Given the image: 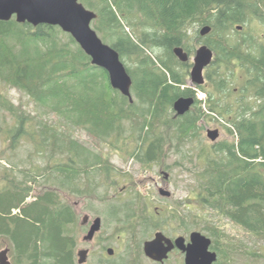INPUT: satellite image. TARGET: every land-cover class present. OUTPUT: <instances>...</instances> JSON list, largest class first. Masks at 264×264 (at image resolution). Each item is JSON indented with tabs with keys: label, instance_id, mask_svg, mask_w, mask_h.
I'll return each mask as SVG.
<instances>
[{
	"label": "trees",
	"instance_id": "trees-1",
	"mask_svg": "<svg viewBox=\"0 0 264 264\" xmlns=\"http://www.w3.org/2000/svg\"><path fill=\"white\" fill-rule=\"evenodd\" d=\"M84 1L98 16L94 30L119 53L133 80V103L112 88L108 73L92 65L71 35L57 26L34 27L15 18L0 21V80L103 142L114 135L124 136L123 123L131 122L132 137L138 142L133 157L149 164L163 158L167 144L175 143L180 152L183 142L200 138L199 122L207 115L196 91L187 84L192 64L180 62L173 49L181 46L191 56L189 26H211L212 35L200 40L215 53L206 77L212 87L196 86L207 95L204 106L210 115L219 120L220 115L232 113V107L221 105L219 97L232 96L233 62L245 64L247 76L240 98L235 97L242 111L229 121L233 129L227 127L235 142L201 150L205 162L199 173L198 200L205 209L264 239V172L260 170H264V50L255 57L244 52L241 43L232 45L228 36L251 15L262 19L264 0ZM154 48L164 49L166 56H154ZM249 92L263 101L256 110L242 105ZM181 97H193L195 104L177 117L173 105ZM0 109L14 119L7 134L12 149L28 138L40 154L68 156V163L28 170L22 180H7L0 190V237L12 244L14 264H76L73 207L63 203L57 191L40 194L26 204L32 191L29 184L44 179L47 171L56 174L61 189L80 193L77 187L83 177L88 182L92 173L110 177V163L44 120L30 131L32 118L2 95ZM132 206V202L124 206L126 222H141L146 230L158 227L152 223L153 216H146L147 205L141 204L138 212ZM204 231L212 237L211 249L218 254L215 264H235L237 250L231 237L216 226L204 227Z\"/></svg>",
	"mask_w": 264,
	"mask_h": 264
},
{
	"label": "rangeland",
	"instance_id": "rangeland-1",
	"mask_svg": "<svg viewBox=\"0 0 264 264\" xmlns=\"http://www.w3.org/2000/svg\"><path fill=\"white\" fill-rule=\"evenodd\" d=\"M79 2L90 10L84 0H79ZM91 26L94 29L93 25ZM204 26L206 25L194 24L189 26L187 31V45L193 50L190 60L192 65L196 50L200 46L206 45L200 40L204 41L208 37V35L200 36V31ZM127 30L131 35H134L132 29L128 28ZM228 36L232 45L241 43L244 52L247 51L255 57L261 56V51L264 50V7L262 19L251 15L246 23L236 25ZM99 37L105 44L111 46L109 42L104 41L101 36ZM63 41H66V38ZM151 52L156 57L166 56V52L162 48H154ZM233 63L231 67L233 73L231 76L232 96H217L220 98L221 105L226 104L232 107V113L225 116L219 114L221 117L219 120L213 116L214 114L210 115L208 107L204 106L207 100L206 93L191 84V65L187 84L189 88L196 91L197 99L203 102V109L207 115L199 122L200 138L183 142L180 152L176 149L175 143L167 144L163 158L149 164H142L133 157L138 142L132 137L131 122L123 123L126 131L124 136L118 138L114 135L109 142H103L89 135L83 128L73 126L61 116L49 113L27 94L0 80V95L32 118L30 131L36 130L38 121L44 120L66 133L69 138L77 140L91 151L103 156L110 163L111 176L92 173L90 182L83 177L80 186L77 187L80 193H74L71 189H61L56 184V174L51 176V173L47 171L43 172L44 179L39 178L38 183L31 182L29 184L32 186V191L26 204L35 201L40 194L57 191L60 200L73 207L77 216V224L73 232L76 239V264H78L77 253L84 249L89 250L85 264H160L150 260L144 253V243L154 239L157 232H162L171 239L180 236L189 239L192 232H200L212 239L208 232L204 231V227L212 226L223 230L231 237L237 250L234 255L235 264H264L263 238L244 230L221 214L205 209L198 200L199 173L202 172L205 162L200 158L202 148H212L219 143H233L236 140L228 130L229 127L233 129L232 123L229 121H232V118L237 117L242 111L237 100L240 98L238 93L244 86L247 72L243 67L245 64L242 62ZM208 70L205 71L206 77ZM203 87L211 90L212 83L206 80ZM242 102L244 107L249 106L255 110L263 104V101L254 97L252 92L244 96ZM14 124L11 114L0 109V190L7 185V180L24 179L25 172L28 170H46L48 166L68 163L67 154L56 152L52 158L50 155L40 154L35 143L28 138L22 139L20 145L12 149L7 134ZM216 129L220 131V137L217 141L212 142L208 138L207 132ZM260 170L264 172L263 169ZM162 172L169 174L168 180L164 179ZM48 178L51 179V182H48ZM160 187L170 191L172 196L170 198L162 197L159 193ZM128 202H132L131 210L133 212H138L141 204L147 205L146 216H153L152 223H157L158 227H150L146 230L141 222L137 223L135 220L126 222L123 209ZM18 212L16 210L13 214ZM85 215L90 217V223L83 226L81 222ZM97 217L102 220L101 230L92 241L86 242L83 238ZM6 248H10L9 256L14 264L12 244L8 239L0 237V252ZM108 249H113L114 255H109ZM163 264H185V255L179 250H175Z\"/></svg>",
	"mask_w": 264,
	"mask_h": 264
},
{
	"label": "water",
	"instance_id": "water-1",
	"mask_svg": "<svg viewBox=\"0 0 264 264\" xmlns=\"http://www.w3.org/2000/svg\"><path fill=\"white\" fill-rule=\"evenodd\" d=\"M97 14L88 10L79 0H0V21L8 22L13 18L20 24L28 23L34 27L40 25L57 26L63 32L72 36L81 49L91 58L92 65L105 70L113 89L129 98L133 103V80L119 53L111 46L105 44L98 33L92 28V23L97 19ZM241 29V27H238ZM212 31L209 25L200 31L201 37H206ZM174 55L182 63H189L192 57L182 48L176 46ZM214 51L207 45L200 46L193 57V65L190 70V81L193 86L206 84L205 70L213 63ZM195 104L193 97H181L173 105L177 117H182L191 111ZM207 136L215 142L220 137L219 130H209ZM166 180L169 174L163 172ZM159 193L164 198H170L171 192L160 188ZM88 217L84 218L83 225L87 224ZM102 220L96 218L84 241L90 242L101 230ZM212 239L200 232H192L190 242L186 243L185 237L175 240L157 232L154 239L144 243V253L152 261L163 264L174 250L185 254V264H215L218 254L211 250ZM109 255H114L113 249H108ZM10 248L0 252V264H13L10 260ZM89 250H80L77 253L78 264L87 262Z\"/></svg>",
	"mask_w": 264,
	"mask_h": 264
},
{
	"label": "flooded vegetation",
	"instance_id": "flooded-vegetation-1",
	"mask_svg": "<svg viewBox=\"0 0 264 264\" xmlns=\"http://www.w3.org/2000/svg\"><path fill=\"white\" fill-rule=\"evenodd\" d=\"M208 68H209V67H208ZM208 68H207V69H208ZM207 69H206V70H207ZM206 70H205V71H206ZM205 77H206V76H205ZM162 175H163V172H162ZM163 176H164V175H163ZM164 179H165V177H164ZM165 180H166V179H165ZM160 188H161V187H160ZM159 190H160V189H159ZM85 217H88V221H87V224L83 225V221H84V218H85ZM97 218H99V217H97ZM94 220H95V219H94ZM83 221L81 222V224H82L83 226L88 225V224L90 223V217H89L88 215H85V216L83 217ZM93 222H94V221H93ZM93 222H92V223H93ZM91 225H92V224H91ZM90 227H91V226H90ZM89 229H90V228H89ZM88 231H89V230H88ZM87 233H88V232H87ZM190 235H191V234H190ZM177 238H178V237H177ZM185 238H186V237H185ZM83 239H84V238H83ZM175 239H176V238H174V239H172V240H175ZM189 242H190V237H189V239L186 238V243H189ZM87 250H88V249H87ZM176 250H177V249H176ZM211 250H212V249H211ZM174 251H175V250H174ZM212 251H213V250H212ZM180 252H181V251H180ZM181 253H182V252H181ZM183 254H184V253H183ZM184 255H185V254H184ZM88 256H89V255H88Z\"/></svg>",
	"mask_w": 264,
	"mask_h": 264
}]
</instances>
